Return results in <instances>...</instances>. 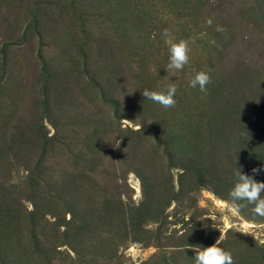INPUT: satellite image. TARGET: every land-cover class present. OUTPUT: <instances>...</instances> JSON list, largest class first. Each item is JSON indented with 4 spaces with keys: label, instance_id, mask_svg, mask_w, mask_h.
Returning <instances> with one entry per match:
<instances>
[{
    "label": "rangeland",
    "instance_id": "obj_1",
    "mask_svg": "<svg viewBox=\"0 0 264 264\" xmlns=\"http://www.w3.org/2000/svg\"><path fill=\"white\" fill-rule=\"evenodd\" d=\"M164 29L190 42L174 77ZM169 83L174 108L141 94ZM239 169L264 182V0H0V264H194L224 220L264 264V217L213 200Z\"/></svg>",
    "mask_w": 264,
    "mask_h": 264
},
{
    "label": "clouds",
    "instance_id": "obj_2",
    "mask_svg": "<svg viewBox=\"0 0 264 264\" xmlns=\"http://www.w3.org/2000/svg\"><path fill=\"white\" fill-rule=\"evenodd\" d=\"M206 23L211 27L213 20L210 18ZM216 31L223 32L225 29L223 26L217 25ZM161 35L164 38V43L167 45L169 52V61L165 70L169 77H174L178 72L183 71L190 61V42L186 39H175L168 29H164ZM210 43L214 46L216 45L215 40L210 41ZM210 83H212L210 72L208 70H201L195 73L194 77L189 81V86L198 88L201 93L206 94L207 86ZM177 91V85L175 83H169L164 89L159 91L143 89L141 94L145 99L160 105L164 109H170L174 108L177 104V100L175 99ZM123 121L127 122L129 120L124 119ZM252 171L253 173H259L260 169L254 168ZM234 175L236 180L228 194L230 199L223 200L213 196V200L217 204L224 205L235 216H239L241 207L237 202L245 201L246 204L244 206L252 205L253 213L264 217V182H258L252 176L242 174L240 169ZM208 219L214 221L218 217L213 214ZM232 229L242 234H250V225L247 221L241 220L240 223L234 224L229 220H224V229L222 231L219 230V238L214 244L207 247H192V250L195 252V256L193 257L194 264H235L232 253L219 246L221 241L226 237L227 231Z\"/></svg>",
    "mask_w": 264,
    "mask_h": 264
},
{
    "label": "trees",
    "instance_id": "obj_3",
    "mask_svg": "<svg viewBox=\"0 0 264 264\" xmlns=\"http://www.w3.org/2000/svg\"><path fill=\"white\" fill-rule=\"evenodd\" d=\"M186 146H187V144H186ZM234 158L237 161H242L241 158L239 157L238 153L235 154ZM242 170H245V169L243 168ZM190 174H193V176L195 175L194 177H196L198 182H200V183L203 182L202 180L204 178V174L200 170L199 171L196 170V169L195 170H189V167H185L184 168L183 174L179 178L182 181V179H184V177H186V176H188ZM180 179H179V182H181ZM197 181H196V183H197Z\"/></svg>",
    "mask_w": 264,
    "mask_h": 264
}]
</instances>
